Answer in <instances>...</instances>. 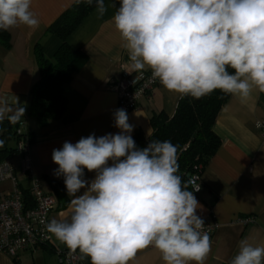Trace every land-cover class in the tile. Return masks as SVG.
Here are the masks:
<instances>
[{
  "label": "clouds",
  "instance_id": "1",
  "mask_svg": "<svg viewBox=\"0 0 264 264\" xmlns=\"http://www.w3.org/2000/svg\"><path fill=\"white\" fill-rule=\"evenodd\" d=\"M75 2L95 4L99 16L115 8L113 0ZM31 6L32 0H0V30L38 29ZM112 21L132 70H150L181 98L264 92V0H120ZM23 114L17 107L9 118ZM114 120L116 134H91L53 149L54 175L64 177L70 204L63 219L46 224L47 232L90 264H130L150 246L164 264H205L212 242L196 214L202 206L193 193L200 186L189 190L193 182L177 174V147L152 140L137 148L126 110L117 109ZM84 169L95 178L85 180ZM229 264H264V246L242 239Z\"/></svg>",
  "mask_w": 264,
  "mask_h": 264
},
{
  "label": "crops",
  "instance_id": "2",
  "mask_svg": "<svg viewBox=\"0 0 264 264\" xmlns=\"http://www.w3.org/2000/svg\"><path fill=\"white\" fill-rule=\"evenodd\" d=\"M73 1L32 0V11L40 20V27L35 30L23 25L10 28L6 30L8 46L0 41L2 119L10 120L17 107L24 109L19 120L24 121L25 129L31 134L32 171L40 179L43 189L53 194L56 200L51 181L59 180L67 198L64 207L57 204L50 212L48 222L63 219L70 204L64 177L54 175L58 165L52 160L53 149L62 148L66 141L75 144L81 137L91 134L100 137L118 133L120 129L115 127L114 120L117 97L111 81L120 76L122 69L133 71L112 21L120 0H113L115 8L109 7L103 16H99L94 7L66 38L71 48L85 55V62L61 85L65 99L63 111L47 126L38 125L29 114L30 88L39 76L34 48L40 43L46 57L53 55L60 40L47 32V27ZM179 97L158 81L151 95L142 98L134 109L127 112L128 122L133 126L131 135L135 129H140L148 136L151 132L149 117L159 111L172 115ZM262 118L264 92L254 89L246 99L229 94L213 123L212 130L219 145L201 172V190L193 193L202 206L196 214L204 223L212 220L217 224L210 236L211 250L205 264H229L242 239H247L253 246H264V138L256 127V122ZM10 160L22 187H27L28 181L20 174L19 155L12 154ZM95 175V172L84 169L85 180L91 181ZM10 190L9 180L0 182V194ZM84 191L81 189L77 195ZM248 217L253 220L243 223L242 220ZM50 237L51 246L35 252L22 251L15 258L0 252V264H63L59 252L66 246ZM130 264H164V261L159 250L150 246L140 250Z\"/></svg>",
  "mask_w": 264,
  "mask_h": 264
},
{
  "label": "trees",
  "instance_id": "3",
  "mask_svg": "<svg viewBox=\"0 0 264 264\" xmlns=\"http://www.w3.org/2000/svg\"><path fill=\"white\" fill-rule=\"evenodd\" d=\"M94 7L95 4L91 6L84 2L77 4L74 0L47 27L46 31L60 40L59 46L50 58L44 55L40 43L35 45L34 57L39 76L30 88L29 114L36 119L40 127L57 120L63 111L65 99L61 85L85 62V55L80 50L71 48L66 38ZM0 41L8 46V34L5 30H0ZM229 72L232 70L229 69ZM228 96L229 94L216 90L200 99L191 96L179 97L172 115L159 111L149 117L151 132L148 136L140 129H135L131 136L140 149L147 147L152 140L171 141L178 149L177 174L181 176L182 182L187 183L192 174H201L219 145V139L214 134L212 126ZM17 124L18 121L0 119V140L4 141L3 147H0V161L15 152ZM28 134L32 141L31 134L29 132ZM51 182L58 206L64 207L67 198L62 183L56 179ZM78 254L79 264H90L89 258L82 259L81 254L79 252Z\"/></svg>",
  "mask_w": 264,
  "mask_h": 264
},
{
  "label": "built area",
  "instance_id": "4",
  "mask_svg": "<svg viewBox=\"0 0 264 264\" xmlns=\"http://www.w3.org/2000/svg\"><path fill=\"white\" fill-rule=\"evenodd\" d=\"M158 80H153L150 70L141 72L121 70L120 76L111 81L117 97V109L126 112L134 109L142 98L151 95ZM261 137L264 138V118L256 122ZM15 152L19 155L20 174L28 181L22 187L10 157L0 161V182L9 180L11 190L0 194V252L15 258L22 251L35 252L41 247H50L51 237L46 230L50 212L57 207L53 194L46 192L32 171L30 159V137L23 120H19L15 130ZM199 173L191 175V189L202 187ZM199 190V191H200ZM195 191L194 194L199 193ZM253 220L248 217L243 223ZM203 231L212 235L217 224L210 220L204 223ZM59 260L63 264H79L78 252L66 249L59 252Z\"/></svg>",
  "mask_w": 264,
  "mask_h": 264
},
{
  "label": "rangeland",
  "instance_id": "5",
  "mask_svg": "<svg viewBox=\"0 0 264 264\" xmlns=\"http://www.w3.org/2000/svg\"><path fill=\"white\" fill-rule=\"evenodd\" d=\"M37 259H38V257H37ZM36 260V259H35ZM53 260H54V258H53Z\"/></svg>",
  "mask_w": 264,
  "mask_h": 264
}]
</instances>
